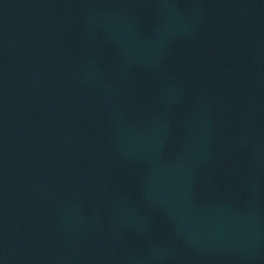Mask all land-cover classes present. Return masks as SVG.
<instances>
[{"label": "water", "instance_id": "obj_1", "mask_svg": "<svg viewBox=\"0 0 264 264\" xmlns=\"http://www.w3.org/2000/svg\"><path fill=\"white\" fill-rule=\"evenodd\" d=\"M0 264H264V0H0Z\"/></svg>", "mask_w": 264, "mask_h": 264}]
</instances>
